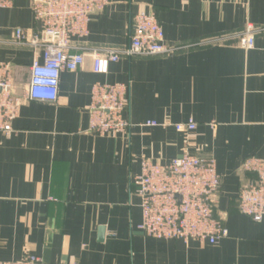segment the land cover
Segmentation results:
<instances>
[{
    "label": "crops",
    "instance_id": "obj_1",
    "mask_svg": "<svg viewBox=\"0 0 264 264\" xmlns=\"http://www.w3.org/2000/svg\"><path fill=\"white\" fill-rule=\"evenodd\" d=\"M105 1L88 34L71 41L84 63L61 72L56 100H24L13 131L0 132V260L30 253L50 264H264V219L253 222L236 202L253 177L240 173L241 162L264 158V0ZM139 11L154 13L175 51L122 56L106 74L95 73L92 50L126 47ZM34 25L30 0L0 9V41ZM249 26L254 45L246 49L240 39ZM32 57L28 48L0 42L15 93ZM95 83L127 85L126 133L89 131ZM188 120L197 124L191 132L171 125ZM185 151L212 157L221 178L215 211L228 235L215 245L139 229L134 183L142 160L166 163Z\"/></svg>",
    "mask_w": 264,
    "mask_h": 264
},
{
    "label": "built area",
    "instance_id": "obj_2",
    "mask_svg": "<svg viewBox=\"0 0 264 264\" xmlns=\"http://www.w3.org/2000/svg\"><path fill=\"white\" fill-rule=\"evenodd\" d=\"M14 0H0V9L12 7ZM105 0H30L34 26L16 28L9 40L0 41L28 48L33 57L28 80L15 93L12 65L0 62V132L8 135L24 100L53 102L58 95L60 74L76 71L85 54L72 52L73 38L88 34L92 15L102 11ZM254 28L247 27L240 39L246 49L254 45ZM218 40V39H216ZM175 51L163 41L162 29L152 12L139 11L131 20L129 43L122 49L100 48L91 52L93 71L106 74L109 64L122 56L168 55ZM127 105V85L95 83L91 90L89 131L98 136L126 133L132 126L123 117ZM146 126H168L147 121ZM177 131L191 132L193 120L171 124ZM215 128V124H210ZM240 173L253 177L237 193V209L253 222L264 219V158L247 157ZM135 193L140 199L142 220L139 229L147 237L199 241L215 245L228 235L223 218L215 211L221 178L212 157L185 151L166 163L143 159L135 179ZM0 264H50L34 254L19 260H0Z\"/></svg>",
    "mask_w": 264,
    "mask_h": 264
},
{
    "label": "rangeland",
    "instance_id": "obj_3",
    "mask_svg": "<svg viewBox=\"0 0 264 264\" xmlns=\"http://www.w3.org/2000/svg\"><path fill=\"white\" fill-rule=\"evenodd\" d=\"M219 39V38H218ZM18 85V84H17ZM20 85V84H19ZM18 86H16V88H17Z\"/></svg>",
    "mask_w": 264,
    "mask_h": 264
}]
</instances>
